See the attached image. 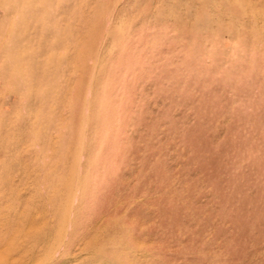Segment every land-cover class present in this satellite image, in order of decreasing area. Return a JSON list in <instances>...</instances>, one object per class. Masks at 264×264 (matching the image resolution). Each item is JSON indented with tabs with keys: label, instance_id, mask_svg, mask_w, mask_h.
<instances>
[{
	"label": "rangeland",
	"instance_id": "374dc122",
	"mask_svg": "<svg viewBox=\"0 0 264 264\" xmlns=\"http://www.w3.org/2000/svg\"><path fill=\"white\" fill-rule=\"evenodd\" d=\"M0 240L264 264V0H0Z\"/></svg>",
	"mask_w": 264,
	"mask_h": 264
},
{
	"label": "bare ground",
	"instance_id": "6f19581e",
	"mask_svg": "<svg viewBox=\"0 0 264 264\" xmlns=\"http://www.w3.org/2000/svg\"><path fill=\"white\" fill-rule=\"evenodd\" d=\"M2 176V175H1ZM39 213V212H38ZM33 219V218H32ZM33 221V220H32ZM30 227V226H29ZM34 229V228H33ZM36 238H37V236H36ZM62 238V237H61ZM59 239V238H58ZM24 240V239H23ZM7 245H10V243H8ZM84 246V245H83ZM6 247V246H5ZM3 248V244H2V242H1V240H0V253L2 252V249ZM12 251V250H11ZM60 251V250H59ZM12 253V252H11ZM57 250L56 251H54V253H53V255H54V257H56V255H57ZM8 256H10V255H8ZM10 258V257H9ZM15 259V258H14ZM13 260V259H12ZM9 261V260H8ZM20 261V260H19ZM29 263V261H28V258L24 255V256H22L21 257V261H20V263L19 264H28ZM0 264H6V259H4V257L3 258H1L0 259ZM9 264H18V263H15V261L13 260L12 262H10ZM36 264H37V262H36Z\"/></svg>",
	"mask_w": 264,
	"mask_h": 264
}]
</instances>
